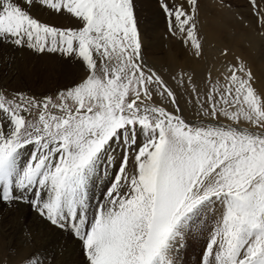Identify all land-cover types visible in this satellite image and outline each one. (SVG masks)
Instances as JSON below:
<instances>
[{
	"label": "snow or ice",
	"instance_id": "6c2138e0",
	"mask_svg": "<svg viewBox=\"0 0 264 264\" xmlns=\"http://www.w3.org/2000/svg\"><path fill=\"white\" fill-rule=\"evenodd\" d=\"M159 3L166 43L150 45L136 0H0L3 63L30 50L80 69L51 95L0 84V219L27 209L82 264H183L206 230L201 264H264V84L236 39L264 41V0L248 15L233 0ZM210 41L203 74L175 63L179 46L206 64ZM21 235L31 249L2 264H58L31 225Z\"/></svg>",
	"mask_w": 264,
	"mask_h": 264
},
{
	"label": "rangeland",
	"instance_id": "374dc122",
	"mask_svg": "<svg viewBox=\"0 0 264 264\" xmlns=\"http://www.w3.org/2000/svg\"><path fill=\"white\" fill-rule=\"evenodd\" d=\"M144 1L145 2H143V1L140 2L139 0H136L139 15L141 13V15H140V23H141V31H142V34H143L142 36L144 37V39L146 41L149 40L151 43L152 42H159L158 45L166 43V41H164L162 38H163L164 34L166 33L167 26H166V21H165L164 14H163V12L160 9L159 0H144ZM233 10L234 11H238L240 13H243L245 15H248L247 0H233ZM223 15L230 17L231 13H227L226 12ZM143 16H144V18H143ZM217 16L218 17H216V21H217V23H219L220 14H217ZM49 18H51V20H52L51 16H48L47 14H45V19H49ZM58 20H59L58 23L57 22H55V23H57V24L68 23L67 20H66V22H62V21H65V20H62V17L61 18L59 17ZM145 31H146V33H145ZM151 33L155 34L154 41L152 39V34ZM236 39H238L237 42H239V43H237V45L239 46L238 49L243 52V55L245 57L247 56V59L249 60L251 66L253 68L254 73L260 78L258 83L259 84H264V41L261 40V38L258 36L257 32L254 29L246 30V31H238ZM241 41H243L244 43L241 42ZM178 47L179 46H177V52H178V54H180L181 49H179ZM209 47L210 48L208 49L207 63L206 64L202 63L204 71H206V67L209 66L210 61L212 59H215V57L217 55L216 47H212V46H209ZM246 47H247L248 50L246 49ZM25 51L28 53V57H29L28 60H26V66L25 67L19 66V64L17 62L19 60L18 59L17 61L14 60V63L12 64V67L10 68V71H14L15 74H17V75L21 74L20 76L23 75L22 82H18L16 84L15 80L9 79V78L6 79V77H5L6 72H4L3 76L0 78V84H3L4 86H6L7 89L10 92L20 91V92H25V93L30 94V95H37V96L51 95L57 89L63 88L67 83L70 84L72 81L78 79V77L80 75L79 66L75 62H71V63L66 62L65 63V61H63L62 59L57 58L58 59V64L60 65L59 66L60 70L58 71L59 76L57 77V75H56V79H54V80L51 79L50 77H48V74H45V75H43V77L41 76L40 78H38L36 75H33V72L30 71V70H32V68L35 65L37 67L40 66V69H44L43 64H46L47 62H49L51 60V57H53V58H56V57L51 56V55L49 57L48 56H43V55H37V54L32 53L30 50H25ZM31 53H32V55H31ZM211 54H212V56H211ZM249 54H250V56H249ZM18 55L19 54L17 52V56ZM181 55L184 58H179V60L180 61H185L186 65H189L192 62L190 57H189V54L186 51L183 50V53ZM33 57L35 58V61H34ZM43 58H45V59H43ZM29 59H31V60H29ZM28 61H30V62H28ZM67 69H73V72L71 73V77L65 73ZM25 71H27V72H25ZM204 71H203V73H204ZM30 75L31 76L33 75V76L31 77ZM14 76H16V75H14ZM34 76H35V79H34ZM29 77H30V80H29ZM5 79H6V81H5ZM24 79H26V80H24ZM7 80H8V85H6ZM105 184H106V180H100L98 182V186L94 189V192L98 195L103 190V187L105 186ZM26 213H27V209H25L23 212H17L13 216H10L8 218L7 217L5 218V216H4V219H2V220L0 219V236H1L2 232L4 233L6 231L7 234L12 232L11 233L12 235L9 234L10 235L9 237L11 239L9 238V239L6 240V244L4 245L3 249L0 251V264H2V262L4 260H8V259L15 260L16 259L15 255L17 253L21 254L22 247H25V245H23L21 243L23 237L18 232H21V230L24 227H26V225H31L33 231L38 233V236H37L38 239L37 240H41V238H42L41 231H44V229H42L43 227L35 224L33 219L30 216H27ZM26 217H27V219H26ZM18 220H19V222H18ZM21 220H23L24 222L21 221ZM27 220H29V221H27ZM11 221H12V223H11ZM15 221H17L19 224L17 222H15ZM16 228H17V230H16ZM35 228H36V230H35ZM209 228H211V224H209ZM47 236L49 237L48 238L49 239V247H48V249L50 251L52 249H54V247H55V249H58L57 248L58 244H60V245L63 244L64 246H66V247L68 246L70 248L69 251L67 249H65L63 251V253H62L63 255L61 254L58 257V264H61V263L62 264L63 263L64 264H75L76 262H77V264H82V259H83L82 255H80L78 257L77 254L74 251H72L73 249H78L79 246L77 245V243L74 240H70L68 238L67 233L61 234L58 231H51V232H48ZM209 238H210V232L207 231V230L204 231V232H198V233L193 234L192 237L190 238V242H189L188 246L185 248V250L183 252V255H182L183 264H201L202 256L204 254V251H205L206 245H207V243L209 241ZM19 241H21V242H19ZM65 244H67V245H65ZM7 246H9L10 248L8 249ZM27 248L31 249V245H27ZM67 251H68V253H67ZM71 251H72V253H71ZM69 252H70V254H69ZM64 253L66 254V256H65ZM76 258L80 259L81 261L77 260ZM75 260H77V261L75 262Z\"/></svg>",
	"mask_w": 264,
	"mask_h": 264
},
{
	"label": "bare ground",
	"instance_id": "6f19581e",
	"mask_svg": "<svg viewBox=\"0 0 264 264\" xmlns=\"http://www.w3.org/2000/svg\"><path fill=\"white\" fill-rule=\"evenodd\" d=\"M140 2H145L144 0H139ZM142 5V4H141ZM144 7V6H143ZM143 9V8H142ZM140 11V10H139ZM147 11V10H146ZM140 15H141V13H140ZM147 15V14H146ZM52 17V20H51V18H49L50 20H51V22H53V23H55V22H57L58 23V18L59 17H57V16H51ZM218 17V16H217ZM61 18V17H60ZM143 18H144V16H143ZM62 20H65V21H62V22H66V19H64V18H62ZM156 20V19H155ZM154 20V21H155ZM61 21V20H60ZM57 23H55V24H57ZM149 23V22H148ZM156 25V24H155ZM156 27V26H155ZM150 28V27H149ZM145 29V28H144ZM144 32V31H143ZM145 33H146V31H145ZM148 33V32H147ZM152 34V33H151ZM150 34V35H151ZM143 35V34H142ZM148 36V35H147ZM154 37H155V34L153 33L152 34V39H153V41H154ZM237 41H238V39H237ZM150 45H158L159 44V42H150L149 40L147 41ZM241 42H243V41H241ZM216 42L215 41H210V45L209 46H211L212 44H215ZM237 43H239V42H237ZM244 43V42H243ZM255 43V42H254ZM239 47V46H238ZM179 48V47H178ZM210 47H208V49H209ZM180 49V48H179ZM178 49V50H179ZM246 49H247V47H246ZM239 50V49H238ZM248 50V49H247ZM240 51V50H239ZM4 52L5 53H7V52H9V50L8 49H4ZM17 52H18V56H17ZM242 54H243V52L242 51H240ZM183 53V50L181 49V51H180V54H178V52H176V58H175V63L177 64V65H180V66H183V67H185L186 69L188 68L189 70H195V72L197 73V74H203V71H204V69H203V65H202V63H200V64H193L192 62L189 64V65H186V63H185V61H180L179 60V58H184L181 54ZM247 53V52H246ZM245 54V53H244ZM248 54V53H247ZM11 55H13L14 57H15V60L17 61L18 59V64H19V66H21V67H25L26 66V60H28V53L26 52V51H12L11 52ZM31 55H32V53H31ZM50 56V55H49ZM48 56V57H49ZM211 56H212V54H211ZM249 56H250V54H249ZM21 57V58H20ZM178 57V58H177ZM34 58V57H33ZM41 58V57H40ZM39 58V59H40ZM246 58H247V56H246ZM43 59H45V58H43ZM187 59V58H186ZM2 60H3V56H0V78L3 76V74H4V72H6V75H5V77H6V79L7 78H9V79H13V80H15L16 81V84L18 83V82H22V78H23V75L22 76H20V75H17V74H15V72L14 71H10V68H9V65L7 64V63H3L2 62ZM29 60H31V59H29ZM34 61H35V58H34ZM39 61V60H38ZM49 61V60H48ZM28 62H30V61H28ZM44 63V62H43ZM64 63V62H63ZM66 63V62H65ZM213 63H216V60L215 59H212L211 61H210V64H209V66L211 65V64H213ZM33 64V63H32ZM201 65V66H200ZM18 66V67H19ZM43 66H44V69H40V66L39 67H37L36 65L32 68V70H30V71H32L33 72V75H36L38 78H40L41 76L43 77V75H45V74H48V77H50L51 79H56V75H57V77L59 76V74H58V71L60 70L59 69V64H58V59L57 58H53V57H51V60L49 61V62H47L46 64H43ZM18 69V68H17ZM21 69V68H20ZM27 70V69H26ZM45 72H44V71ZM11 72V73H10ZM19 72V71H18ZM17 72V73H18ZM25 72H27V71H25ZM73 72V69H67L66 70V74L67 75H69L70 77H71V73ZM80 72V71H79ZM205 72V71H204ZM20 73V72H19ZM35 73V74H34ZM14 75H16V76H14ZM32 75V76H33ZM64 75V74H63ZM79 75V74H78ZM31 76V75H30ZM31 76V77H32ZM45 77V76H44ZM6 79H5V81H6ZM28 79V78H27ZM34 79H35V76H34ZM71 79V78H70ZM24 80H26V79H24ZM29 80H30V77H29ZM28 81V80H27ZM26 81V82H27ZM36 81V80H35ZM34 81V82H35ZM38 81V80H37ZM25 82V81H24ZM28 83V82H27ZM36 83V82H35ZM68 84V83H67ZM6 85H8V80H7V82H6ZM35 85V84H34ZM50 86V85H49ZM30 87V86H29ZM24 88V87H23ZM51 88V87H50ZM25 214V213H24ZM27 214V213H26ZM20 215V214H19ZM22 215V214H21ZM13 216V215H12ZM18 216V215H17ZM8 218V217H10L9 215H5V218ZM19 217V216H18ZM17 217V218H18ZM2 219H4V217L2 218ZM1 219V220H2ZM15 219V218H14ZM19 219V218H18ZM26 219H27V217H26ZM6 220V219H5ZM4 220V221H5ZM3 221V222H4ZM21 221H23V220H21ZM27 221H29V220H27ZM15 222H17V221H15ZM18 222H19V220H18ZM17 222V223H18ZM24 222V221H23ZM2 223V222H1ZM8 223V222H7ZM11 223H12V221H11ZM3 224V223H2ZM1 224V225H2ZM19 224V223H18ZM24 224V223H23ZM36 224V223H35ZM6 225V224H5ZM21 225V224H20ZM19 225V226H20ZM17 226V225H16ZM27 226V225H26ZM34 226V225H33ZM15 227V226H14ZM42 227V226H41ZM19 228V227H18ZM25 228V227H24ZM20 229V228H19ZM39 229V228H38ZM37 229V230H38ZM43 229V228H42ZM15 230V229H14ZM16 230H17V228H16ZM35 230H36V228H35ZM3 231V230H2ZM12 233V232H11ZM11 233H8L7 234V232L5 231L4 233L2 232L1 233V236H0V251L3 249V247H4V245L6 244V240L7 239H9L10 237V235L9 234H11ZM18 233H20L21 234V232H18ZM19 234V235H20ZM50 234V233H49ZM12 235V234H11ZM16 235V234H15ZM48 235V232L47 231H41V236H42V238H41V240H37V243H38V245L39 246H42V247H46V248H48L49 247V237L47 236ZM14 236V235H13ZM19 237V236H18ZM14 238V237H13ZM55 238V237H54ZM11 239V238H10ZM16 239V238H15ZM38 239V238H37ZM20 240V239H19ZM59 240V239H58ZM15 241V240H14ZM51 241V240H50ZM19 242H21V241H19ZM23 245H25V247H22V250H21V254H25L28 250H30V248H27V245L28 244H25V242L23 241V239H22V242H21ZM54 243V242H53ZM71 243V242H70ZM54 245V244H53ZM65 245H67V244H65ZM75 245V244H74ZM78 245V244H77ZM17 246V245H16ZM73 246V245H72ZM8 247V249L10 248L9 246H7ZM68 247V246H67ZM66 246H64L63 244H58L57 245V248L63 253V251L65 250V249H67L68 251L70 250V248L68 249ZM19 248V247H18ZM53 248V247H52ZM77 248V247H76ZM15 249V248H14ZM54 249H55V247H54ZM12 250V249H11ZM53 250V249H52ZM72 250V249H71ZM14 251V250H13ZM68 251H67V253H68ZM72 251H74L76 254H77V256L79 257L80 255H81V250H80V248L78 247V249H73ZM72 251H71V253H72ZM11 252V251H10ZM9 252V253H10ZM65 254V253H64ZM69 254H70V252H69ZM15 255V254H14ZM63 255V254H62ZM75 255V254H74ZM4 256V255H3ZM16 256V255H15ZM65 256H66V254H65ZM70 257V256H69ZM68 259V258H67ZM74 259V258H73ZM77 259V258H76ZM63 260V259H62ZM71 260V259H70ZM77 260H80V259H77ZM77 260H75V262L77 261ZM67 261V260H66ZM74 261V260H73ZM81 261V260H80ZM64 262V261H63ZM71 262V261H70ZM68 263V262H67ZM81 263V262H80ZM62 264V263H61ZM64 264V263H63ZM75 264H77V262L75 263Z\"/></svg>",
	"mask_w": 264,
	"mask_h": 264
}]
</instances>
